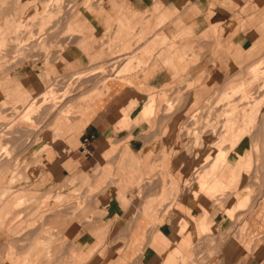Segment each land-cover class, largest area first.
I'll use <instances>...</instances> for the list:
<instances>
[{
  "label": "rangeland",
  "instance_id": "rangeland-1",
  "mask_svg": "<svg viewBox=\"0 0 264 264\" xmlns=\"http://www.w3.org/2000/svg\"><path fill=\"white\" fill-rule=\"evenodd\" d=\"M101 2L32 0L34 7L27 10L24 0H0V188L5 187L0 206L6 210L3 216L10 224L19 216L23 218L18 224H24L31 214L33 220L22 225L19 234L0 243V264H9V257L13 264H85L88 257L84 253L93 247L95 253L102 248L114 250L113 264H128L125 252L132 236L119 234V222L104 218L102 205L112 195L125 209L134 202L135 209L129 212L133 218L126 222L129 226L137 220L141 201L150 196L159 195L161 217L167 216L170 209V213L194 209V215H199L192 220L197 225L200 217L204 233H197L192 240L196 250L186 264H221L220 246L227 243L226 258L236 255L249 218L257 231L264 227V52L250 54L236 67L215 68L217 73L209 81L205 78L212 68L202 73L199 83L190 85L189 81L167 92L149 94L122 110L120 119L129 117L117 130L133 132L137 139H143L149 154L146 162L154 165L149 175L147 169L140 172L143 176L139 186L120 185L118 177L99 186L89 182L75 186L76 180L66 179L47 195L22 197L27 200L14 206L21 193L30 195L26 188L36 179L30 168L41 164L44 151L63 144L66 134L73 131L72 116L94 102L93 97L102 93L100 89H105L108 80L124 81L127 74L146 64L143 57L150 53V46L141 50L140 57L127 59L109 46L106 55L110 59L92 62L90 70L78 71L69 63L70 56L65 53L71 55L74 46L88 52L89 33L86 28L79 31L78 22ZM159 38L161 46L168 47L164 57L170 51L180 53L174 43ZM94 44L104 57V43ZM181 61L162 59L176 72V64ZM18 84L31 93L24 104L12 95ZM240 86L243 90L237 92ZM18 93L19 87L15 89L16 96ZM226 93L230 94L225 99ZM150 99L156 100V110L145 119L141 108ZM256 102H261L256 126L232 144L242 126L243 113L246 118L245 112ZM136 117L145 123L137 125ZM238 149L242 150L240 155L235 153ZM219 150L230 151L228 163L222 168L232 166L235 170V164L243 158L234 182L222 181V168L217 171ZM175 162L186 163L184 175L174 169ZM208 172L213 175L209 177ZM190 196L197 198L195 206L188 202ZM168 200L172 202L165 205ZM216 217H223V221L218 224ZM232 242L236 245L230 252Z\"/></svg>",
  "mask_w": 264,
  "mask_h": 264
},
{
  "label": "crops",
  "instance_id": "crops-1",
  "mask_svg": "<svg viewBox=\"0 0 264 264\" xmlns=\"http://www.w3.org/2000/svg\"><path fill=\"white\" fill-rule=\"evenodd\" d=\"M24 1L27 10L34 7L32 0ZM78 25L79 31L86 28L89 33L88 52L74 46L71 55L65 53L66 57L70 56L69 63L78 71L90 70L92 62L98 64L100 60L110 59L106 55L109 46L126 55L125 59L133 55L140 57L141 50L149 46L151 51L143 57L146 62L144 66L127 74L124 81L108 80L105 89H100L102 93L93 97L94 102L87 103L72 116L70 123L73 131L66 134L63 144L44 151L41 164L30 168L36 179L31 180L26 188L30 195L21 193L14 202L16 207L18 202L27 200L20 198L33 199L34 195L61 186L66 179L76 180L75 186L83 182L99 186L105 180L118 177L120 185L139 186L143 176L140 172L147 169L149 172L146 175H149L154 165L146 162L149 154L145 152L143 139H137L133 132L129 134L116 130L122 119V110L133 100L140 101L149 94L167 92L189 81L190 85L199 83L202 73L212 68L205 78L209 81L217 73L215 68L236 67L250 54L264 52V0H102L100 6H96L94 12L87 13ZM166 37L180 53L170 51L164 57L168 47L161 46L157 38L164 42ZM101 41L104 43V57L99 55V48L94 44ZM163 58H175V63L177 58L181 59L176 64L177 72L173 67L164 65ZM17 87L20 94L16 96ZM17 87L12 95L16 101L18 97V102L24 104L31 93L21 84ZM134 122L137 125L145 123L139 117ZM185 165V162L177 165L175 162L173 167L184 175ZM233 170L232 166L222 168V181H229ZM96 172H99L98 176ZM4 188H0V199H3L1 194ZM119 193L124 195L122 190ZM158 196L141 201L137 220L130 226L126 222L133 218L129 212L135 209L134 202L125 209L122 202L112 195L102 205L104 218L118 221L121 225L118 233L132 236L125 252L128 264H183L182 261L186 264L192 260V252L196 250L192 240L197 233H204L201 231L203 223H200V217L197 225L192 220L199 215H194V209L190 212L178 209L174 213H170V209L167 216L161 217ZM124 199L128 201V198ZM196 199L191 196L187 198L192 206H195ZM171 202L168 200L164 204ZM5 211L0 206V243L19 234L22 225L33 221L31 214L23 220L24 224H18L23 216L10 224L3 216ZM215 219L218 224L223 221V217ZM253 223L249 218L246 236L240 242L236 255L226 258L227 243L220 246L221 264H264V239L257 242L258 238H264V227L262 231H257ZM235 245V242L231 243L230 252ZM95 251L93 247L84 253L88 257L85 264L115 262L114 250L102 248ZM11 260L10 257L7 259L9 264H13Z\"/></svg>",
  "mask_w": 264,
  "mask_h": 264
},
{
  "label": "bare ground",
  "instance_id": "bare-ground-1",
  "mask_svg": "<svg viewBox=\"0 0 264 264\" xmlns=\"http://www.w3.org/2000/svg\"><path fill=\"white\" fill-rule=\"evenodd\" d=\"M59 1H61V0H51V2H53V3H56V2H59ZM165 37V36H164ZM167 38V37H166ZM166 40V39H165ZM129 64H130V62H129ZM133 68V67H132ZM122 71V70H121ZM123 72V71H122ZM257 74H259V73H257ZM255 76V75H254ZM263 86H261L262 87V90H264V83L262 84ZM237 89V88H236ZM232 90V89H231ZM230 90V91H231ZM235 89H233V91H234ZM238 90V91H237ZM236 91L237 92H241L242 90H243V88H242V86H240L238 89H237ZM229 91V92H230ZM236 91H234V93L236 94ZM226 92H228V91H226ZM261 92V91H260ZM233 93V92H232ZM46 94H49V91L48 92H46ZM230 94V93H229ZM229 94L228 93H226L225 95H224V98L226 99V98H228L229 97ZM42 95H45V94H42ZM232 95V94H231ZM234 95V94H233ZM231 97V96H230ZM40 98H42V96L40 97ZM264 98V97H263ZM155 99V98H154ZM154 99H150L149 101H147L146 103H144L143 105H142V108H141V115L146 119V117L148 116V115H151V114H154L155 113V110H156V100H154ZM34 100V103H35V98L33 99ZM41 100V99H40ZM262 101V100H261ZM260 103L261 102H256L254 105L252 104V107H251V109L249 108L247 111H246V109L244 110V111H246L245 113H246V118H244V113H243V117H242V120H241V122L240 123H242L240 126V128H239V130H238V135H237V139H233L234 141H232V139H231V141L229 140V142H231L232 144H236V143H238V142H240L243 138H244V136H245V134H248V133H250V129H252V127H254V126H256V123L258 122V120H259V108H260ZM32 104H33V102H32ZM32 106V105H31ZM262 106V105H261ZM31 108V107H30ZM34 110V109H33ZM32 110V111H33ZM26 111H28V110H26ZM31 111V110H30ZM243 112V111H242ZM63 117H64V115H63ZM129 117V115H125L124 117L122 116V119H121V121H120V123L117 125V128H119V127H121V126H123V124L127 121V118ZM66 118V117H65ZM236 121V120H235ZM239 122V121H238ZM126 124V123H125ZM236 123L234 122V125H235ZM117 128H116V130H117ZM231 129H232V126H231ZM226 130V129H225ZM224 132V131H223ZM225 134H226V131H225ZM236 138V137H235ZM219 142H221V141H218V143ZM220 144V143H219ZM215 145H218L217 143H215ZM231 146V145H230ZM235 146V145H234ZM233 146V147H234ZM232 150V149H231ZM229 152L230 151H225V150H219L217 153H216V156H217V158H218V166H217V171H219L222 167H224L227 163H228V158H229ZM236 153V155H237V153H238V155H240V153H242V150L240 151L239 149L235 152ZM243 156V155H242ZM243 160V158H241L240 157V161L238 162V163H236L235 165H236V169L234 170V172L230 175V177H231V179H229V180H231V182H234L238 177H239V174H240V169H241V167L243 166L242 165V161ZM209 173V172H208ZM210 175H209V177L211 176V175H213V174H211V173H209ZM206 177H208V174H207V176ZM206 179V178H205ZM207 180V179H206ZM209 180V179H208ZM221 184V183H220ZM243 200H241L240 201V203L242 202ZM23 203H24V201H23ZM18 206L19 205H21V201L20 202H18V204H17ZM178 229V228H177ZM167 233H169V231L167 232ZM175 233V232H174ZM170 234V233H169ZM174 235V234H173ZM165 237L166 238H168L169 236H168V234H166L165 235Z\"/></svg>",
  "mask_w": 264,
  "mask_h": 264
}]
</instances>
